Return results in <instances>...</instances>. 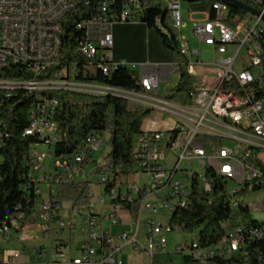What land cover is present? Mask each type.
Instances as JSON below:
<instances>
[{
    "label": "built area",
    "instance_id": "1",
    "mask_svg": "<svg viewBox=\"0 0 264 264\" xmlns=\"http://www.w3.org/2000/svg\"><path fill=\"white\" fill-rule=\"evenodd\" d=\"M80 1L0 0V70L11 65L32 74L43 70L61 48V19L75 10ZM238 1L256 9L258 15L247 11L244 14L231 12L228 3L215 0L211 3L212 17L206 11L202 20H190V36L198 45L210 48V62L203 61L199 48L193 49L187 36L182 35V0L163 1L165 21L175 36L179 59L173 64L147 65L136 78L141 92L156 94L161 82L169 83L172 73L179 75L180 68L185 67L193 90L186 99L177 97L183 104L170 103L169 99L142 98L139 91L70 79H0V91L6 92L64 89L132 95L133 101L138 100L148 108L168 111L173 120L172 127L167 130H141L134 140L132 165L121 169L96 160L103 144L102 134L98 132L87 134L67 157H56L54 150L38 149L40 143L48 146L57 143L52 141V134H59L53 120L58 102L48 96L36 102L28 114L29 123L23 133H29L30 127L42 126L45 136L38 137L39 142L31 148L26 161L29 182L22 190L23 204L16 206L9 224L0 222V236L7 240L15 233L18 241L23 242L24 229L37 220L44 238H50L53 232H71L80 225L85 239L78 246L76 256L69 255L67 239H57L50 251L36 249L41 259L27 264H122L124 245H131L149 256V262L138 264H154L155 251L163 253L166 249V233L174 229L183 231L180 226L171 225L170 219L176 209H184L192 201V169L196 164L202 169V188L198 190L208 193L219 179L227 181L223 201L230 209L239 207L236 197L248 196L260 189L264 191V0L263 8L254 7L253 0ZM146 5V0L97 1L94 13L76 22V28L83 34L78 40V52L90 59V65L107 74L115 66L111 60L113 24L136 21L145 14ZM194 56L198 57L193 59ZM208 66L214 69L212 74L197 70ZM1 137L2 134L0 147ZM226 140H234L237 147L225 146ZM47 159L51 160V165L45 164ZM183 161L191 162L192 169L182 168ZM171 166H179V178L172 191H164L163 181ZM132 175L136 178L130 179ZM140 176L148 179L142 181ZM30 177L40 178V187L30 186ZM84 181L91 186H101L102 193L94 201L92 197L96 194L90 188L88 202L74 205L69 201L71 213L63 220L65 201L57 198L55 186ZM228 183L233 186L229 188ZM41 184L46 188L45 194ZM154 196L158 198L153 200ZM129 205L135 206V213L130 211ZM247 206L264 215V202ZM122 208L135 218L136 230L130 235L121 233L116 242L98 229L97 216L116 224ZM162 209L170 212L167 222L143 218L146 213L157 214ZM140 224L145 227L144 244L137 237ZM263 235L264 231L258 228L237 226L217 247L201 248L193 234L189 242L176 244L175 252L191 253L192 259L205 264L207 258L238 252L246 240ZM0 264L26 263L21 262L20 251L5 253L0 249Z\"/></svg>",
    "mask_w": 264,
    "mask_h": 264
},
{
    "label": "trees",
    "instance_id": "2",
    "mask_svg": "<svg viewBox=\"0 0 264 264\" xmlns=\"http://www.w3.org/2000/svg\"><path fill=\"white\" fill-rule=\"evenodd\" d=\"M99 0H81L75 10L67 13L62 19L61 48L57 57L47 64L37 74L29 73L20 66L11 65L0 70V79L47 80L72 79L77 82L97 83L111 88H121L129 91H140L137 83V72L121 63L112 66L107 74L100 70L91 72L86 68L90 59L82 56L78 50V40L82 31L76 28V22L94 13L93 6ZM215 0H210L212 3ZM146 11L137 22L144 23L148 28L155 29L163 44L175 52L176 40L172 30L166 24V8L157 0H146ZM259 0H253V4ZM230 11L244 14L245 10L230 5ZM212 17L213 11L209 6ZM133 22V21H128ZM178 57V55H177ZM179 57L177 58V60ZM176 60V61H177ZM264 68V66H263ZM193 90L192 81L185 67L179 70V79L167 98L186 99ZM8 93V94H7ZM95 94L73 90H48L28 92L18 89L11 92L0 91V222L9 224L16 213V206L23 204V187L29 182L26 161L31 148L39 142L38 135H27L24 129L28 126V114L43 97L54 98L58 106L53 115L59 134H54L53 141L56 157H67L83 141L90 132H109L110 150L107 154L108 163L121 169L132 165V148L135 137L141 132L145 117L149 114L143 105L133 103L117 93ZM114 94V95H113ZM31 179V177H30ZM194 184L192 201L184 209H176L171 216L170 224L180 226L183 231L196 233V240L201 248H215L235 227H254L264 231L263 226L250 218V209L242 203V197H236L237 209L224 205L227 181L218 182L206 193L198 190L200 186L197 177ZM30 186L36 187L30 180ZM89 182H74L55 186L57 198L70 201L74 205L89 201ZM32 200V198H31ZM135 213V206H128ZM230 222L228 232L223 223ZM196 260L191 254L183 255V264H194ZM205 264H264V235L251 238L242 243L238 252L225 256L213 255L206 259Z\"/></svg>",
    "mask_w": 264,
    "mask_h": 264
},
{
    "label": "crops",
    "instance_id": "3",
    "mask_svg": "<svg viewBox=\"0 0 264 264\" xmlns=\"http://www.w3.org/2000/svg\"><path fill=\"white\" fill-rule=\"evenodd\" d=\"M203 11H209L208 4L203 6ZM112 34V48H111V60L113 63H125L129 66H133V70L140 74L143 69H145L147 65H155V64H173L177 60V54L175 52L170 51L165 47L160 35L157 33L155 29L148 28L144 23L133 21V22H119L115 23L111 29ZM189 39L190 45L193 49H198L200 51V58L203 61L210 62L211 61V50L209 47L205 45H198L197 41L193 39L190 35L187 36ZM194 41V43H192ZM205 47L207 50V54L210 56V59L204 58L202 55V48ZM198 56H194L197 58ZM199 72L202 74H212L214 69L212 67H201L197 68ZM159 91V90H158ZM142 98L148 99L149 97H154L159 100L156 94L152 93H144L138 92ZM128 98V97H127ZM140 105L142 104L140 101H135ZM147 106V105H146ZM151 109V108H150ZM156 110L154 113H150L143 120L141 130H167L170 129L173 125L172 118H167L159 114ZM100 151V149H99ZM99 153V152H98ZM98 153L96 156V160L98 159ZM264 158V155L262 154ZM143 176H140L141 179ZM130 179H134V175L129 177ZM93 186V185H92ZM91 189L95 192L96 196L94 201L97 199V195L102 193V187L97 186L96 190ZM93 197V198H94ZM68 202V206L64 207V212L61 214V218L66 220L70 215L71 211L70 202ZM98 220V229L105 232L107 235L113 237L116 242L121 233L126 232L129 235L133 234L136 230L134 217L132 214L126 209L122 208L120 210V221L116 224H112L105 219H101L100 216H97ZM39 221L35 220L31 224H29L24 229L25 240L23 242H19L17 239V235L15 233H11L10 237L5 240L0 236V249L1 252H11V251H20V260L22 263L29 262H38L41 257L39 256L36 249L45 248L50 251L52 244L57 239H67L69 241V255L76 256L78 254L77 249L80 243L85 239V236L82 232V227L76 226L74 230L71 232L62 231L60 233L53 232L50 238H44L40 231ZM142 224H140L138 228V241L141 243H145V236L143 234L142 239L139 237V230ZM144 225V224H143ZM122 226L123 229H119L116 231V228ZM125 226L126 229H125ZM264 229V227H263ZM145 231V227H144ZM167 247V246H166ZM203 250L199 251V254H202ZM167 255V256H165ZM50 256V253L47 254V257ZM122 264H138V263H147L149 262V256L147 254L136 251L131 245H124L122 247ZM152 261L154 264H174L172 259L168 257L166 249L163 253L159 251H155ZM198 261V260H196ZM200 264V262L198 261ZM196 264V262L194 263Z\"/></svg>",
    "mask_w": 264,
    "mask_h": 264
},
{
    "label": "rangeland",
    "instance_id": "4",
    "mask_svg": "<svg viewBox=\"0 0 264 264\" xmlns=\"http://www.w3.org/2000/svg\"><path fill=\"white\" fill-rule=\"evenodd\" d=\"M163 1L164 0H157V2L161 3L162 5H163ZM205 4H208V6H210L211 5L210 0H196V1H192V2L182 1V13H181L182 23H183L182 35H184V36L190 35V29L192 26V22L190 20H202L205 17V12L203 11V6ZM115 23H119V22H115ZM192 43H194V41H192ZM202 55L204 56V58L210 59V56L207 54V50L205 49V47L202 48ZM86 68L89 69L91 72H95L97 70L96 67H94L90 64L87 65ZM178 79H179V75L176 72L172 73V77H171V80L169 81V83H165V82L160 83V88H159V91H158V94L156 95V97L160 100L161 99H163L164 101L167 100L166 99L167 94H169L170 91L172 90V88L177 84ZM70 81H74L72 79L71 72H70ZM79 91L101 94L100 91H95V90H79ZM112 93L118 94V92H112ZM125 96H127L128 97L127 99H129L131 102L136 103L135 101L132 100V95H125ZM167 101H169L170 103L183 104V101H180L178 98L175 100H167ZM143 107L148 109V106H146V105H143ZM156 110H158L157 112H159L160 115L167 117V118L168 117L172 118L170 116L171 114L166 110L151 108L150 113H154ZM109 136H110V134L107 131L102 133L103 144L100 148V151H98L99 152L98 153V159H99L100 164L108 163V161H109L108 157H107V154L110 150ZM224 145L227 147H230V148H236L237 147L236 142L234 140H226ZM37 148L40 149L41 151H49V150L53 151L54 145L48 146L45 143H40L37 146ZM169 158L170 157H168V159ZM45 164L51 165V160L47 159L45 161ZM181 167L186 168V169H192L193 165L189 161H183V163L181 164ZM194 170H197V164L195 165ZM147 179H148V177H145V176H143L141 178L142 181H146ZM92 185H93L92 186L93 189L96 190L97 186H95V184H92ZM38 186L40 187V183ZM232 186H233L232 183H228L229 188ZM41 187H42L43 193L45 194L46 188H45L44 184H41ZM93 197H92V199L94 200L95 197L94 198ZM152 198H153V200H156L158 198V196L157 197L154 196ZM241 200H242L243 204H247V205H251L252 203L253 204H260V203L264 202V191L262 189L253 191L250 193V195L242 197ZM63 206L64 207L68 206V202H66V201L63 202ZM144 217H153L156 220H161L163 222H167L169 220V217H170V212L168 210L162 209L157 214L146 213L143 215V218ZM250 218L252 220H256L258 223H260L264 227V215L261 211L250 210ZM229 225H230V222H228V221L223 223V227L225 230H227V232L229 230L228 229ZM126 227L127 226H125V229H126ZM119 229H123L122 226L117 227L116 231L117 230L119 231ZM197 232H198V229L194 230L193 233L174 229L171 232L166 233V237H167L166 252L168 254V257L170 259H172V262L174 264H183V254H179V253L175 252L176 244L183 243V242H189L192 238V235L196 234ZM143 234H144V225L142 224L140 227V230H139L140 239H142ZM165 256H167V255H165ZM195 262H196V264H199L198 261H195Z\"/></svg>",
    "mask_w": 264,
    "mask_h": 264
},
{
    "label": "bare ground",
    "instance_id": "5",
    "mask_svg": "<svg viewBox=\"0 0 264 264\" xmlns=\"http://www.w3.org/2000/svg\"><path fill=\"white\" fill-rule=\"evenodd\" d=\"M256 8H263V0H259V3L253 4ZM125 67H128L131 69V66L126 65L125 63H121ZM127 99V96L125 94H117ZM27 135H38V136H45V127L42 126H34L30 127L29 133H25ZM54 137V134H52V138ZM53 141V140H52ZM194 177H197L200 183V186L202 187V169L201 167H197V170L192 169V180ZM177 178H179V166H171V170L169 175H167V179H164L163 181V188L164 191H172L173 184H177ZM31 182L35 184L36 187H39L40 178L37 177H31ZM183 255L191 254V253H181Z\"/></svg>",
    "mask_w": 264,
    "mask_h": 264
},
{
    "label": "water",
    "instance_id": "6",
    "mask_svg": "<svg viewBox=\"0 0 264 264\" xmlns=\"http://www.w3.org/2000/svg\"><path fill=\"white\" fill-rule=\"evenodd\" d=\"M182 1L192 2V1H196V0H182ZM221 1H224V2L228 3L229 5H234L236 7H239V8H241L247 12H250L254 15H258V11L256 9H254V8H252V7L246 5V4H244L238 0H221ZM263 19H264V16H263ZM108 94H111V93H108ZM116 96H118V95H116ZM149 111H150V108L147 109V112H149Z\"/></svg>",
    "mask_w": 264,
    "mask_h": 264
}]
</instances>
